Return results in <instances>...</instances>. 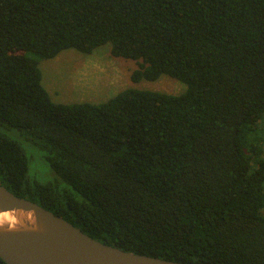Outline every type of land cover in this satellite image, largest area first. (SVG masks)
I'll list each match as a JSON object with an SVG mask.
<instances>
[{"label":"trees","instance_id":"1","mask_svg":"<svg viewBox=\"0 0 264 264\" xmlns=\"http://www.w3.org/2000/svg\"><path fill=\"white\" fill-rule=\"evenodd\" d=\"M136 60L178 94L128 87L55 102L41 59L68 48ZM0 183L126 251L189 264H264V0H0ZM0 264H9L0 257Z\"/></svg>","mask_w":264,"mask_h":264},{"label":"water","instance_id":"2","mask_svg":"<svg viewBox=\"0 0 264 264\" xmlns=\"http://www.w3.org/2000/svg\"><path fill=\"white\" fill-rule=\"evenodd\" d=\"M0 257L9 264H189L101 242L41 204L0 183Z\"/></svg>","mask_w":264,"mask_h":264},{"label":"rangeland","instance_id":"3","mask_svg":"<svg viewBox=\"0 0 264 264\" xmlns=\"http://www.w3.org/2000/svg\"><path fill=\"white\" fill-rule=\"evenodd\" d=\"M111 43L98 47L92 53L68 48L53 58L41 59L42 83L55 102L100 103L109 100L128 87L160 90L178 94L185 82L168 74L158 79L134 81L132 74L139 67L136 60L114 56ZM0 132L17 139L29 157L28 177L40 182L54 180L56 173L49 165L42 149L28 140L17 129L0 125Z\"/></svg>","mask_w":264,"mask_h":264},{"label":"bare ground","instance_id":"4","mask_svg":"<svg viewBox=\"0 0 264 264\" xmlns=\"http://www.w3.org/2000/svg\"><path fill=\"white\" fill-rule=\"evenodd\" d=\"M13 219V215L10 212H0V224L11 222Z\"/></svg>","mask_w":264,"mask_h":264}]
</instances>
